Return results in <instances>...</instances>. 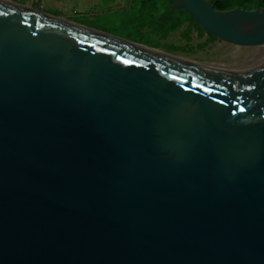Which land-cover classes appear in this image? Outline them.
Here are the masks:
<instances>
[{
    "label": "water",
    "instance_id": "water-1",
    "mask_svg": "<svg viewBox=\"0 0 264 264\" xmlns=\"http://www.w3.org/2000/svg\"><path fill=\"white\" fill-rule=\"evenodd\" d=\"M174 8L249 50L197 64L0 0V264H264V10Z\"/></svg>",
    "mask_w": 264,
    "mask_h": 264
},
{
    "label": "rangeland",
    "instance_id": "rangeland-1",
    "mask_svg": "<svg viewBox=\"0 0 264 264\" xmlns=\"http://www.w3.org/2000/svg\"><path fill=\"white\" fill-rule=\"evenodd\" d=\"M24 1L22 0V3ZM163 1L155 0L152 8L147 9L139 7L140 0H132L135 3H132L131 6L119 7L116 12H112L111 21L96 22L95 24L89 22L84 16V10L80 3L67 2L49 5L47 2L34 4V0H29L28 5L33 3L36 9L46 15L72 22L99 34L109 35L127 44L137 45L197 64L230 65L238 62L249 50L250 45L231 44L206 33L188 14L179 9L173 11L169 8L167 10ZM123 6L125 7V5ZM164 9L166 14H163ZM162 15L167 20L159 23V18ZM179 21L181 23L177 26ZM175 25L177 26L176 30L173 29ZM149 28L152 31H148Z\"/></svg>",
    "mask_w": 264,
    "mask_h": 264
},
{
    "label": "flooded vegetation",
    "instance_id": "flooded-vegetation-1",
    "mask_svg": "<svg viewBox=\"0 0 264 264\" xmlns=\"http://www.w3.org/2000/svg\"><path fill=\"white\" fill-rule=\"evenodd\" d=\"M4 1L13 3V5H15L19 8H23L24 10L36 9L33 5H28V2L26 0L23 3H22V0H4ZM67 2L75 3V4L80 3L83 10H84V16L92 24H95L96 22H102V21H111L110 15L112 12H114V11L116 12L119 7L126 8V5L131 6L132 3H135V2H132V0H47V3L49 5H55L58 3H67ZM163 3H164V6L166 7L167 0H164ZM123 5H125V7ZM135 6H136V4H135ZM170 8L172 9V2L170 4ZM165 9H164L163 14H166ZM175 9L176 8H174L173 11ZM181 12H185V11L181 10ZM170 19H171V17H170ZM165 20H167V18L163 17V15H162V17L159 18V23H162ZM66 23L73 25L75 27H78L80 29L86 30V31H91L95 34H99L93 30L87 29V28L79 26V25H75L72 22H66ZM148 31H152V29L149 28ZM152 34H154V32H152ZM167 38H165V39H167Z\"/></svg>",
    "mask_w": 264,
    "mask_h": 264
},
{
    "label": "trees",
    "instance_id": "trees-1",
    "mask_svg": "<svg viewBox=\"0 0 264 264\" xmlns=\"http://www.w3.org/2000/svg\"><path fill=\"white\" fill-rule=\"evenodd\" d=\"M155 0H140L139 7H144L147 9H151L154 5ZM210 2L213 7L216 10H229L233 8H241V9H247V10H253V9H263L264 10V0H206ZM172 0H167L166 8L167 10L170 8ZM187 14L186 12H184ZM180 21L178 22V25H180ZM177 26L175 25L173 27L174 30L177 29ZM173 30V31H174Z\"/></svg>",
    "mask_w": 264,
    "mask_h": 264
},
{
    "label": "crops",
    "instance_id": "crops-1",
    "mask_svg": "<svg viewBox=\"0 0 264 264\" xmlns=\"http://www.w3.org/2000/svg\"><path fill=\"white\" fill-rule=\"evenodd\" d=\"M26 1L29 3V0H26ZM34 2H35L34 4H45L47 2V0H34ZM32 5H33V3H32Z\"/></svg>",
    "mask_w": 264,
    "mask_h": 264
},
{
    "label": "snow or ice",
    "instance_id": "snow-or-ice-1",
    "mask_svg": "<svg viewBox=\"0 0 264 264\" xmlns=\"http://www.w3.org/2000/svg\"><path fill=\"white\" fill-rule=\"evenodd\" d=\"M125 63H127V61H125Z\"/></svg>",
    "mask_w": 264,
    "mask_h": 264
},
{
    "label": "bare ground",
    "instance_id": "bare-ground-1",
    "mask_svg": "<svg viewBox=\"0 0 264 264\" xmlns=\"http://www.w3.org/2000/svg\"><path fill=\"white\" fill-rule=\"evenodd\" d=\"M226 64V63H225Z\"/></svg>",
    "mask_w": 264,
    "mask_h": 264
}]
</instances>
